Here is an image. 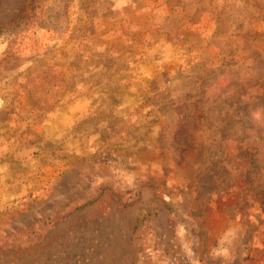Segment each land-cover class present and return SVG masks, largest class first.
<instances>
[{"label":"rangeland","instance_id":"obj_1","mask_svg":"<svg viewBox=\"0 0 264 264\" xmlns=\"http://www.w3.org/2000/svg\"><path fill=\"white\" fill-rule=\"evenodd\" d=\"M261 199L264 0H0V264H264Z\"/></svg>","mask_w":264,"mask_h":264},{"label":"trees","instance_id":"obj_2","mask_svg":"<svg viewBox=\"0 0 264 264\" xmlns=\"http://www.w3.org/2000/svg\"><path fill=\"white\" fill-rule=\"evenodd\" d=\"M248 183H249V185H254V181H253V180H251V181L248 182ZM261 201L264 202V200H262V199H261Z\"/></svg>","mask_w":264,"mask_h":264}]
</instances>
